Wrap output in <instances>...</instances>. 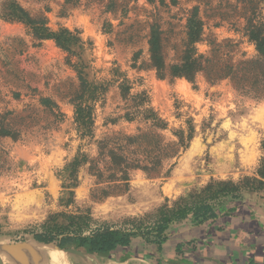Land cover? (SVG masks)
<instances>
[{"label":"rangeland","instance_id":"rangeland-1","mask_svg":"<svg viewBox=\"0 0 264 264\" xmlns=\"http://www.w3.org/2000/svg\"><path fill=\"white\" fill-rule=\"evenodd\" d=\"M12 1L52 30L77 31L79 55L5 19ZM194 12L202 23L195 52L208 61L191 82L171 76L169 67L181 62ZM250 23H264V0H0V244L37 241L53 221H64L61 213L89 212L92 225L150 226L163 204L170 207L212 181L254 175L263 156L264 57L247 36ZM153 30L160 33L163 76L151 61ZM77 63L100 90L92 102L91 137H81L74 121ZM124 78L127 98L119 87ZM141 93L147 100L142 108L154 111L165 128L141 115L125 119L126 111L138 109L134 97ZM143 134L154 139L126 140ZM100 141L105 154L111 150L126 163L159 164L152 172L129 167L125 189L123 181L108 178L113 170L108 155L98 157ZM160 146H168V156ZM79 152L86 162L78 167L77 185L66 187L64 168ZM248 193L211 200L215 218ZM253 195L264 202V193ZM187 219L194 222L189 216L172 223ZM163 242L158 250L135 235L105 252L46 248L61 251L65 264H160ZM67 248L80 253L62 251Z\"/></svg>","mask_w":264,"mask_h":264},{"label":"trees","instance_id":"trees-1","mask_svg":"<svg viewBox=\"0 0 264 264\" xmlns=\"http://www.w3.org/2000/svg\"><path fill=\"white\" fill-rule=\"evenodd\" d=\"M8 11L4 14L5 19L20 21L24 23L32 32V34L39 39H52L58 47L68 52L73 56L79 55V50L82 48V41L78 36L77 31H71L65 27H60L57 30L50 29L46 24V19H32L28 12L24 10L19 4L12 1L9 4ZM202 23L194 12L187 20V47L183 51L181 62L172 64L169 67V74L174 77H185L191 82H194L195 74L204 69V62L208 60L203 59L201 55H196L194 43L201 39ZM160 33L158 30H153L149 40L151 61L156 68L159 76H163L165 69L163 57L160 50ZM247 36L255 45L259 55L264 57V23H250L247 26ZM83 65L75 64L77 69L80 89L74 99V121L77 125L79 135L81 137L92 136L93 113L92 102H94L100 90L98 86L92 85L83 74ZM126 79L120 83L119 87L123 98L129 96L130 87L126 83ZM137 99L138 108L135 111H126L125 119L131 121L138 115L144 119L151 121L155 128L163 129L166 123L160 119L157 114L151 109L142 108L147 102L144 94H138L134 97ZM153 134H143L136 137H128V143H134L137 139L151 138ZM168 146L161 147V153L164 157L169 155L166 151ZM106 142H99V159H103L105 155L110 157L111 170H113L108 178L115 181H123L124 187L127 189V182L129 180V167H138L146 172L154 171V167L159 164V160L150 162L148 164L141 163V160L136 159L131 163L123 161L119 154L109 150L105 154ZM263 156L260 163L254 172V175H245L238 182L227 181H212L201 190L193 193L189 198L180 197L172 206L163 204L156 213L155 221L152 225L131 224V227H118L108 223L91 224L90 213L83 214H59L63 217V222L57 223L53 221L48 225V235L37 234V241L50 243L56 240V245L59 248L75 245L76 248L85 249L88 252H105L112 250L116 245H127L131 237L141 235L146 238L149 243L157 244L158 250L161 243L166 239L165 233L168 225L174 221L191 217L194 222L201 223L208 219L215 218L210 201L220 196L229 195L237 198L243 192L264 193V140L262 141ZM86 155L78 153L71 162L64 168L68 172L67 177L69 182L66 187H74L77 185L76 173L78 167L86 162ZM98 162V161H96ZM152 164V165H149ZM96 168L97 176L102 177V172L97 168V164H93ZM119 184V183H118ZM115 187H119V185ZM73 194V191H70ZM106 193H103V196ZM67 203H70L68 200ZM132 220V219H131ZM130 221V220H129ZM136 221L134 218L133 221Z\"/></svg>","mask_w":264,"mask_h":264},{"label":"crops","instance_id":"crops-1","mask_svg":"<svg viewBox=\"0 0 264 264\" xmlns=\"http://www.w3.org/2000/svg\"><path fill=\"white\" fill-rule=\"evenodd\" d=\"M160 264H264V202L253 193L227 214L167 228Z\"/></svg>","mask_w":264,"mask_h":264},{"label":"bare ground","instance_id":"bare-ground-1","mask_svg":"<svg viewBox=\"0 0 264 264\" xmlns=\"http://www.w3.org/2000/svg\"><path fill=\"white\" fill-rule=\"evenodd\" d=\"M48 246L37 247L38 264H65V258L61 251L49 250ZM33 250H25L24 248L11 249L0 252V264L9 262H21L30 264Z\"/></svg>","mask_w":264,"mask_h":264},{"label":"water","instance_id":"water-1","mask_svg":"<svg viewBox=\"0 0 264 264\" xmlns=\"http://www.w3.org/2000/svg\"><path fill=\"white\" fill-rule=\"evenodd\" d=\"M39 246H51L56 249H60L57 245H53L51 243H45L42 241H20V242H11V243H1L0 244V252L1 251H7L11 249H18V248H24L25 250H33L32 254V263L38 264V257H37V247ZM63 252H71L74 254H79L80 251L72 248L62 249Z\"/></svg>","mask_w":264,"mask_h":264}]
</instances>
